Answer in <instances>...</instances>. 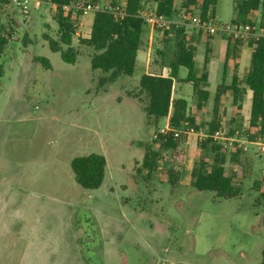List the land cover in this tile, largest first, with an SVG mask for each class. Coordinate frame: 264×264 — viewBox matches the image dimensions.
Returning a JSON list of instances; mask_svg holds the SVG:
<instances>
[{
	"label": "rangeland",
	"instance_id": "1",
	"mask_svg": "<svg viewBox=\"0 0 264 264\" xmlns=\"http://www.w3.org/2000/svg\"><path fill=\"white\" fill-rule=\"evenodd\" d=\"M7 1L0 0V39L8 41L0 56V264H261L264 200L253 184L264 175V149L246 135L250 95L241 117L234 118L227 96L200 110L191 84H176L173 90L175 98H188L201 132L210 134L216 117L237 140L234 150L222 152L227 172L242 183L241 197L220 199L192 187V168L205 155L198 150L205 139L192 135L180 142L182 162L164 153L156 172L148 175L145 154L158 147L155 136L169 123L149 122L140 79L145 70L162 71L159 51L171 58L175 39L164 46L161 32L145 26L134 76L105 82L110 72L92 68L96 52L80 41L90 35L94 12L84 14L86 24L73 38L77 62L68 64L49 46L50 40L60 41L55 6L31 2L24 16L16 2ZM111 1L98 0L95 6L126 2ZM239 2L219 0L215 22L231 23ZM151 7V0H144L143 11ZM253 22L255 32L264 34L261 10ZM221 39L209 50L199 43L195 54L197 71L207 60L211 92L223 82L229 54L228 42ZM37 57L49 60L51 69ZM242 57V66H251L249 49ZM235 60L231 68L238 67ZM239 75L244 86V71ZM92 153L106 157V177L99 189L86 190L76 183L71 162ZM173 164L181 171L178 186L167 182Z\"/></svg>",
	"mask_w": 264,
	"mask_h": 264
},
{
	"label": "trees",
	"instance_id": "2",
	"mask_svg": "<svg viewBox=\"0 0 264 264\" xmlns=\"http://www.w3.org/2000/svg\"><path fill=\"white\" fill-rule=\"evenodd\" d=\"M78 0H47L56 8L54 16L58 24L60 41L50 40L49 46L53 52L61 54L62 60L68 64L77 62L78 54L73 47V38L80 36L84 27V13H65L64 6L70 5ZM98 0H92L96 5ZM156 3L155 11L158 15L168 18H176L182 10L189 13H200L203 19L214 18L215 8L218 0H182L177 5L176 0H153ZM6 2H8L6 0ZM113 5L118 0L111 1ZM144 10V0H126L124 16H116L111 11L98 10L94 12L91 33L88 38L80 41L92 47L95 54L91 58V66L94 70H101L110 75L103 79L105 82H115L121 76L133 77L136 69L138 52L142 44L145 20L140 17ZM262 10L264 17V0H240L234 4V15L231 19L233 24H250L254 26L250 16ZM264 30V24H261ZM164 46L173 37L174 45L171 58L164 51H159L162 56L161 67H168V76L144 74L140 79L142 92L148 96L145 112L151 124L158 126L162 120H169L170 130L166 134L159 133L155 142L158 147L150 146L145 154L143 166L148 175L156 172L158 164L163 160V154L170 152L176 159L182 162L183 153L179 150L180 142L186 135L182 133L176 137V131L187 128H195L200 131L201 125L192 113L190 103L183 96L173 97L174 85L191 84L193 97L197 100V108H201L210 99L209 77L206 70L201 76H197L195 63V49L193 43L195 34L186 28H172L170 30H157ZM207 49L209 50V36H205ZM230 40V39H229ZM232 41V40H230ZM233 48L229 47V54L224 65L226 74L230 56L236 58L237 53L246 44L252 51L251 66L246 75L244 86L239 85V78L234 75L230 84L226 79L217 86L214 103H220L222 97L230 91L233 95V106L235 107L234 118L244 111L243 100L246 94L250 95L251 111L246 124V135L250 141L264 140V34L251 36L247 40H236ZM8 41L4 37L0 39L1 51ZM63 46L67 47L65 50ZM36 61L45 68L51 69L49 60L37 57ZM207 60L205 61V69ZM181 69L187 70L183 78ZM217 113V110L215 111ZM215 119L210 123V134L222 126L221 121ZM198 150L204 151L205 155L192 169L191 185L198 191L213 192L220 199H234L242 195V183L237 182L235 175L227 172V155L224 154L220 144L212 138H206L198 143ZM235 160V159H233ZM71 167L74 172L76 183L86 190L99 189L106 177L107 160L100 154L92 153L79 156L72 160ZM167 182L178 186L181 180V171L173 164L167 170ZM255 191L259 192L264 200V175L260 181L253 184ZM264 264V252L262 263Z\"/></svg>",
	"mask_w": 264,
	"mask_h": 264
},
{
	"label": "built area",
	"instance_id": "3",
	"mask_svg": "<svg viewBox=\"0 0 264 264\" xmlns=\"http://www.w3.org/2000/svg\"><path fill=\"white\" fill-rule=\"evenodd\" d=\"M16 4L21 7L24 16H27L29 11V6L31 2H34L36 6L40 5V0H13ZM126 7V2L122 5L117 6H108L105 9H100L95 5H83L80 1H76L70 5L64 6L65 13L72 12L76 14L80 11H83L84 14L90 12H96L98 10H107L114 13L116 16H124V8ZM140 17H142L146 24L151 27L153 30H170L174 27L176 28H186L187 31L191 30L197 34H202L206 36H224L232 41L236 40H247L251 36L262 35L255 32V28L250 24H217L214 18L203 19L200 15L189 13L186 10H182L178 17L168 18L163 15H158L156 11H150L149 13L141 11ZM170 130V126L163 128L160 133L166 134ZM185 133L186 135H196L200 140L206 138H212L215 142L220 144L223 150H234L237 140L233 137L228 136L227 131L223 126L219 127L212 134H205L201 131H197L195 128H187L182 131H176V137H179L180 134ZM158 136V135H157ZM155 136V139L157 138ZM251 144H256L262 146L264 149V144L261 141H249ZM248 148L245 146V150Z\"/></svg>",
	"mask_w": 264,
	"mask_h": 264
},
{
	"label": "crops",
	"instance_id": "4",
	"mask_svg": "<svg viewBox=\"0 0 264 264\" xmlns=\"http://www.w3.org/2000/svg\"><path fill=\"white\" fill-rule=\"evenodd\" d=\"M181 1L182 0H176V3H177V5H179L180 3H181ZM151 3H152V6L153 7H151V9L152 8H154V10L153 11H155V8H156V3L153 1V0H151ZM218 3H219V0H218ZM217 6H218V4H217ZM217 6H216V8H215V13H214V19H215V17H216V12H217ZM260 13V11L259 12H257V13H255V14H253V15H251L250 16V18H251V20H254L255 19V17H257L258 16V14ZM88 14L89 13H87V16H88ZM263 15V12H262V10H261V16ZM87 16L85 17V19H84V24H86V18H87ZM93 19H94V13H93ZM92 23H93V20H92V22H89V29H90V33H91V27H92ZM188 32H190V33H192V34H195V40H194V43H193V47H194V49H195V54H198V53H200V49H197V45L199 44V43H203V44H206L207 45V43H206V38H205V36L206 35H202V34H197L196 32H194V31H191V30H189ZM90 36V35H89ZM196 36H198V37H202V40H201V38H197L196 39ZM210 37V36H209ZM221 38H224L227 42H228V44H229V47H230V49H232L233 48V45H234V42H232V41H230L228 38H226V37H224V36H211L210 37V39L208 40L209 41V44L211 45V44H213L214 42H215V40L216 39H221ZM217 40V41H218ZM222 40V39H221ZM220 42V41H219ZM247 49H249L250 50V53H252V51H251V49L245 44L243 47H242V49L240 50V52H238L237 53V57L236 58H234V59H236L235 60V62H236V64L238 65V67H235V68H231V66L232 67H234V63L232 64V62H231V59H232V56H230V58H229V61H228V67H227V71H226V74H224V68H223V77H222V79H226V76L228 77L229 75H230V80H229V82H227V80H226V83L227 84H230L231 82H232V79H233V76L234 75H236L238 78H239V82H240V80L242 79V78H240V75L239 74H241V72L242 71H244V73H245V75H247V73H248V71H249V69H250V66L248 67V66H242V56H243V54L247 51ZM138 54H139V52H138ZM138 57L139 56H137V60H138ZM145 59H146V57L145 56H143V62H145ZM204 63H205V61H204ZM136 64H137V62H136ZM149 65V63H147V65H144V69H145V66H148ZM225 65V64H224ZM161 66V65H160ZM161 69H162V71L160 72H158L159 74H154V75H163V76H168L169 74H170V69L168 68V67H161ZM239 69V71L238 72H236L237 70ZM204 70H206L205 69V65L203 66V68L200 70V71H197V76H201V74L203 73V71ZM155 71H158V69H155ZM145 74H153V73H150L149 71H147V70H145V72H144ZM182 76V75H181ZM186 77V75L183 77V78H185ZM246 78V77H245ZM177 84V83H176ZM176 84L174 85V89L176 88ZM241 86V85H240ZM173 89V90H174ZM179 89H180V87H179ZM217 89V88H216ZM208 90H209V92H210V99L208 100V102L207 103H205L201 108H200V110H203L204 108H208L209 107V103H212L213 102V99H214V96H215V92H211V84L209 83V87H208ZM249 94H246L245 96H244V99L248 96ZM179 96H182V95H178L177 97H179ZM227 96V98L229 97L231 100H232V108H231V110H232V113H233V115H234V111H235V107L233 106V95H232V93L230 92V91H228L223 97H222V99H221V102H223L224 101V99H225V97ZM173 97H174V91H173ZM184 97V96H183ZM175 98V97H174ZM185 98H187V97H185ZM188 99V98H187ZM194 99H195V101H196V98L194 97ZM189 101V100H188ZM243 102H244V100H243ZM243 104V103H242ZM207 106V107H206ZM197 107V106H196ZM199 109V108H198ZM192 111V113H193V115L195 116V114H194V112H193V109L191 110ZM196 117V116H195ZM234 117V116H233ZM237 117H241V114H239ZM236 117V118H237ZM197 119V118H196ZM248 119L249 118H247V115H246V118H245V122H246V124H247V122H248ZM166 121L169 123V120L168 119H166ZM246 124H245V126H246ZM246 128V127H245ZM192 136H196V135H192ZM197 137V136H196ZM193 169V168H192Z\"/></svg>",
	"mask_w": 264,
	"mask_h": 264
}]
</instances>
